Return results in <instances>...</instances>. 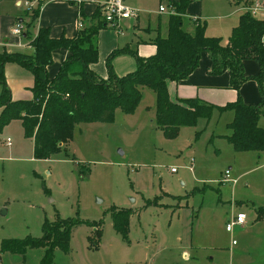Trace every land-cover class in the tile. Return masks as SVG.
<instances>
[{"label":"rangeland","instance_id":"374dc122","mask_svg":"<svg viewBox=\"0 0 264 264\" xmlns=\"http://www.w3.org/2000/svg\"><path fill=\"white\" fill-rule=\"evenodd\" d=\"M123 2L137 15L121 20L120 37L136 17L153 22L158 3L167 1ZM44 3L52 19L71 17L74 24L76 1ZM24 6L27 21L31 8ZM165 16L160 12L161 29ZM34 28L35 20L29 37ZM111 28L98 33L100 66ZM134 64L127 51L111 58L116 74ZM153 105L154 92L144 87L131 112L115 107L110 120L77 122L68 143L47 158L35 157L19 119L6 123L0 130V242L40 235L45 218L72 216L83 222L72 226L68 250L55 249L52 264H264V149L234 150L217 134L225 131L223 117L215 126L212 117L207 123L198 117L167 136L153 121ZM121 208L131 210L125 237L112 224V212ZM238 211L245 222L226 231ZM42 255V247L0 251V264H37Z\"/></svg>","mask_w":264,"mask_h":264},{"label":"trees","instance_id":"16d2710c","mask_svg":"<svg viewBox=\"0 0 264 264\" xmlns=\"http://www.w3.org/2000/svg\"><path fill=\"white\" fill-rule=\"evenodd\" d=\"M233 1L240 3L244 0ZM188 2L167 0L173 11L167 13L165 35L156 31L147 38L154 45L152 53L139 55L135 48L126 45L112 48L104 57V76L90 67L97 59L96 33L104 25L98 7L86 15L79 4L81 25L72 36L61 34L54 37L49 26H38L29 40L33 47L31 52L3 48L0 51V130L10 120L20 119L25 135L33 139L35 157L47 158L68 143L77 122L110 120L115 107L131 112L140 99L141 89L147 87L154 92L153 121L165 135L175 134L180 125H193L198 117L207 119L213 108L232 109L233 115L225 123L229 132L223 134L232 148L263 150L264 126L257 123L258 117L264 115L261 108L263 19L242 10L226 41L222 42L220 36L205 34L203 23L196 22L191 32L182 28V15ZM40 4L38 2L26 10L30 19L25 22L21 35L30 36L29 26L38 17ZM56 47L67 48L69 54L56 73L49 76L47 65L52 62V50ZM123 51L132 54L135 65L130 71L116 74L111 58ZM201 51H205L210 60L207 71L228 72V84L236 91L234 100L213 105L197 97L169 99L166 81L185 77L197 65ZM245 58L257 61L256 73L243 71L242 60ZM6 61L17 62L32 73L30 98L12 97L4 72ZM248 78L256 81L259 90V99L254 104L244 102L238 93L240 84ZM130 211L121 208L112 212L113 227L123 237L126 236ZM79 222L83 220L72 216H57L54 220L45 218L40 235L4 237L0 251L25 254L28 248L42 247L43 255L37 264H52L56 248L68 250L71 228ZM94 235L99 236L97 228Z\"/></svg>","mask_w":264,"mask_h":264},{"label":"crops","instance_id":"0c3cea01","mask_svg":"<svg viewBox=\"0 0 264 264\" xmlns=\"http://www.w3.org/2000/svg\"><path fill=\"white\" fill-rule=\"evenodd\" d=\"M24 1L25 0H0V51L3 48H6L7 50L19 49L20 51L24 52L32 51L33 47L29 42V36L24 39L22 38V36L24 35H19L12 32V28L15 22L19 21L23 25L26 22L24 10H22L23 5L27 6L26 4H24ZM28 1L31 3V5H34V3H36L37 1L41 2L39 15L35 20V28L33 30V34L35 33L38 26H49L50 34L54 37H57L61 34H64L65 36H72L76 33L79 21L78 3L76 6V13L73 24V20L71 17L69 19H52L48 15V4H45L44 0ZM74 1L76 0H72V2ZM166 1L167 0H165V2ZM194 1H196L195 4ZM250 1L252 0H244L243 2L235 3L233 0H189L186 5L184 14L182 15L181 26L185 30L191 32L195 24L194 20L191 19V16L194 15L196 16V22L204 24L205 34L220 36L221 41L225 42L232 26L237 22L238 14L242 11L239 8V5L241 3H247ZM260 1L262 2V4H264V0ZM83 4L84 3H82V6H84ZM86 4L87 5L85 6V8L82 7V9L83 13L88 15L94 10L95 3L93 1H88L86 2ZM160 12H164L166 14L163 29L159 27ZM156 14L157 15L155 17V20L151 23H149V21L140 22L137 17L135 19H132L127 28V30H129V33L124 37H120L122 34H124L121 25L119 27L120 30L111 28V31L113 30L112 32H114L115 34L110 47H106V51L103 50V52H105L103 56V65L100 66V64L96 63L95 61L90 64V67L100 76H104V57L112 48L115 47L126 45L128 47L135 48L139 55H148L152 53L154 50V45L149 40H147V38L154 35L156 31H158L160 35H165L166 33L167 12L158 11L156 8ZM263 14L264 13H261V15L259 16H263ZM105 26L106 25L104 24L97 30V49L98 46H100L98 33ZM68 54L69 50L65 47H56L52 50V62L47 65L49 76H53L56 73L60 63L66 58ZM209 62L210 60L207 56V53L205 51H201L199 54L197 65L185 77L177 80H167L166 88L169 99L176 101L179 97H197L213 105H223L228 101L234 100L236 91L228 84V72L224 70L219 73H210L209 71H207ZM131 68V66L128 67V70ZM242 68L246 74H254L258 70V63L255 59L245 58L242 60ZM123 71H119L118 73ZM4 72L13 98H30L32 96L30 86L33 83V76L30 70L17 62L6 61L4 64ZM261 87L263 91L261 108L264 110V78L262 80ZM238 93L241 99L247 103L254 104L259 99L258 86L256 81L252 78L245 79L240 84ZM232 115V109L217 110L216 108H213L209 117L207 119L202 117V119L205 123H207L210 117H212L213 120L210 124L214 123L215 126L218 123V120L223 117L222 119H220V122L224 124L225 131L217 133L223 136V134L229 132V129L225 126V123L231 119ZM257 123L260 126H264V115H260L258 117Z\"/></svg>","mask_w":264,"mask_h":264},{"label":"built area","instance_id":"2783aa9c","mask_svg":"<svg viewBox=\"0 0 264 264\" xmlns=\"http://www.w3.org/2000/svg\"><path fill=\"white\" fill-rule=\"evenodd\" d=\"M82 1H93L95 6L98 7L101 17L103 19V24L108 25L116 30H120V22L125 18L135 17L137 15L136 11L130 7H128L123 0H76L79 4ZM24 4L27 6H31V3L28 0L24 1ZM241 10H248L251 15L261 17L263 19V27H264V14L263 16L261 13H264V4L260 0H252L250 2H244L239 5ZM158 11H165L167 13L172 12L173 8L167 3L162 4L159 3L157 7ZM191 19L194 20L196 23V16L192 15ZM81 25V21H78V26ZM23 30V24L19 21L15 22L12 32L21 35ZM10 142V138L7 137V143ZM170 170L173 167L169 168ZM228 169H224L223 171V178L228 179ZM233 180V179H232ZM245 222V214L241 211H238L234 214H231L228 220L225 222L224 228L226 231H230L233 225H241ZM234 240L232 239V242Z\"/></svg>","mask_w":264,"mask_h":264},{"label":"water","instance_id":"95a60500","mask_svg":"<svg viewBox=\"0 0 264 264\" xmlns=\"http://www.w3.org/2000/svg\"><path fill=\"white\" fill-rule=\"evenodd\" d=\"M1 258V257H0Z\"/></svg>","mask_w":264,"mask_h":264}]
</instances>
